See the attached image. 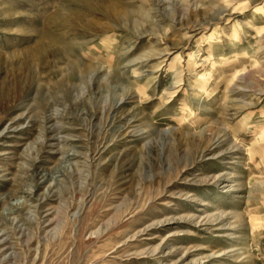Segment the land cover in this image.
Masks as SVG:
<instances>
[{
	"label": "rangeland",
	"instance_id": "374dc122",
	"mask_svg": "<svg viewBox=\"0 0 264 264\" xmlns=\"http://www.w3.org/2000/svg\"><path fill=\"white\" fill-rule=\"evenodd\" d=\"M0 264H264V0H0Z\"/></svg>",
	"mask_w": 264,
	"mask_h": 264
},
{
	"label": "bare ground",
	"instance_id": "6f19581e",
	"mask_svg": "<svg viewBox=\"0 0 264 264\" xmlns=\"http://www.w3.org/2000/svg\"><path fill=\"white\" fill-rule=\"evenodd\" d=\"M6 129H7V128H5V129L0 133V135H2L3 133H5Z\"/></svg>",
	"mask_w": 264,
	"mask_h": 264
}]
</instances>
